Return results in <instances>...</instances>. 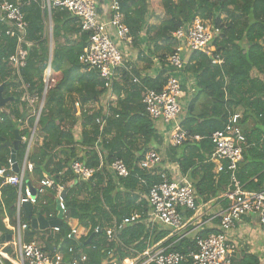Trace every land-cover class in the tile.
I'll use <instances>...</instances> for the list:
<instances>
[{"label": "trees", "instance_id": "trees-1", "mask_svg": "<svg viewBox=\"0 0 264 264\" xmlns=\"http://www.w3.org/2000/svg\"><path fill=\"white\" fill-rule=\"evenodd\" d=\"M21 1L28 23L27 40L32 43L25 67L21 70V78L29 86L28 92L35 93L40 99L44 88L43 74L49 59L48 41L44 36L46 12L42 11L38 0ZM119 1L134 48H139L146 28L148 56L139 48V58L151 66V59L155 57L160 64V71L155 78H141L136 71L132 75L143 86L156 91L161 90L166 81L165 60L174 51L172 34L175 31L196 18L222 30L220 37L214 42L213 53L220 56L223 62L221 65L211 64L210 57L198 52L190 55V62H194L191 68L197 74L196 92L187 108V118L182 126L189 135H198L202 139L183 143L181 146L184 145V150L188 153L179 160L183 173L191 171L198 197L203 201L215 198L225 192L228 175L223 172L215 178L212 173L213 165L208 161L213 150L209 139L211 134L223 128L228 112L237 111L242 116L240 124L242 121L260 118L264 130V0ZM155 7L163 12V17L158 24L148 26L147 19ZM51 19V69L53 75H59L60 78L45 96L35 131V143H32L27 157L33 164V170L26 173V178L30 181L32 178L36 179L37 184L45 174L52 179L54 185L68 190L64 198L67 214L61 219L59 233L54 239L56 244L62 240L60 251L66 260L71 258L68 249L73 248L75 252L82 251L85 254L86 264H104L110 250L121 261L131 253L124 252L121 246L108 243L102 230L112 217L121 220L134 213L142 215L141 221L127 227L119 236V241L125 248L136 252L144 251L147 245L158 243L170 234L169 230L160 226H154L150 232L142 222L148 211L145 198L148 187L158 180L141 172L138 163L145 152L159 147L162 142L152 121L145 115L141 103V87L134 84L132 76L125 71L113 83L112 95L116 97V105L109 108L111 116L105 119L102 129L96 124V119L102 117L103 109L91 111L86 107L98 103L101 98H108L109 92L96 72H82L79 57L88 46V36L80 33L76 19L66 11L52 9ZM14 49V37L0 40V85L3 86V97L13 98L0 108V169L8 167L14 131L18 130L21 138L27 137L28 129L35 122V117L27 112L26 104L20 99L21 94L8 63ZM253 71L261 79L254 77ZM202 95L212 101V110L210 115L202 118L201 124L194 125L195 103ZM24 112L27 115L26 127L23 123L18 125ZM98 145L107 164L116 159L125 163L129 170L128 177L117 179L116 184L105 167L97 170ZM25 150L26 143L21 142L16 151L19 167ZM74 161L81 162L86 168L96 169V172L90 179L76 182L70 170ZM252 163L238 171V179L243 185L260 172L254 169L242 178L244 171L251 168V165H257L258 160ZM199 172L202 175L198 180ZM13 174L9 172V175ZM139 178L145 180V187L139 188ZM259 185L258 182L256 187L259 188ZM16 198V187L5 184L4 179L0 178V238L13 235L4 221L7 219L10 227H16ZM55 203V192L46 190L34 206L32 216L55 217ZM19 220L21 224L29 225L22 209ZM71 228H78L75 241L67 238ZM96 228L101 230L94 232ZM36 234V230L26 229L23 241L33 242ZM208 235L202 232L197 237L204 238ZM90 237V243L85 245ZM170 241L172 239L165 245ZM0 249L8 258L14 259L12 242H0ZM45 249L48 250V247ZM171 250L189 254L196 250V242L193 238L183 239L179 244L175 243ZM0 264L12 263L0 256ZM241 264H258V261L246 255Z\"/></svg>", "mask_w": 264, "mask_h": 264}, {"label": "built area", "instance_id": "built-area-1", "mask_svg": "<svg viewBox=\"0 0 264 264\" xmlns=\"http://www.w3.org/2000/svg\"><path fill=\"white\" fill-rule=\"evenodd\" d=\"M38 1L42 11L46 12L45 30L48 28V31H50L47 41L51 59L53 49L51 11L57 8L68 12L70 16L75 18L80 33L88 36V46L80 55L79 63L82 66V72L94 71L104 81V87L109 92L107 100L114 99L112 97L113 83L125 71L132 76V82L141 87V103L144 106L145 115L152 123L162 122L169 128L167 138L170 146L179 147L187 141H200L202 139L198 135H189L183 128L180 119L182 112L180 99L183 95L180 76L185 71L183 56L198 52L210 57L211 64L221 65L223 62L220 56L213 55L214 42L220 37L221 28L211 26L207 22L196 18L188 25L175 31L172 34L174 51L165 60L166 81L161 90L156 91L143 86L140 80L132 75L135 69L128 64L124 53L118 47L119 42L126 44V46H132V39L129 29L124 23L119 0H106L110 13L108 21H104L99 13L98 0ZM22 7L23 2L21 0H16L15 3L0 1V40L4 37L15 38V49L13 54L9 56L8 63L12 68L13 79L21 94L20 99L26 104L27 112L35 117L33 127L28 129V136L21 138V142L26 143V150L22 164L19 167V174L9 175V172H12L10 161H8L7 168L0 169V178L4 179L5 184L16 187L17 193V224L16 227H10L13 231L11 242L15 257L10 259L5 256L12 264H86L85 254L82 251L75 252L73 248L68 249L67 252L71 255V258L66 260L60 251L62 240L55 244L56 246H53L52 250H46V246L34 241L31 243L23 241V232L30 226L20 223L19 212L22 204L28 203L36 206L39 198L46 193V190L50 189L55 192L56 206L62 213V218L67 214V208L64 201L65 197H61V193L65 190L64 187L54 185L52 179L47 175L44 174L43 178L35 186H32L35 191L34 194L31 193L24 182L26 173H31L33 170V164L28 161L27 157L35 139L37 122L43 108L44 99L47 91L56 83L52 78L50 58L43 74L44 88L40 99L35 93L30 94L28 92L29 86L21 78V70L25 67L32 46V43L27 40L28 23L25 20ZM35 105H38V107L35 108ZM91 105L88 107L91 111L98 110L101 107L103 109V116L96 119V124L102 129L105 124L103 117H108L107 108L109 105L103 102V98L98 103ZM241 119V113H228L223 128L213 132L209 138L213 150L208 161L214 165L215 176L218 177L223 172L228 175L227 190L222 196V200L227 201L228 206L213 217L219 222L217 232L204 238L197 237V234L194 235L196 250L189 254L171 250L175 243H179L185 237L181 232L186 229L187 223L190 222V219L185 218V215H194L198 212V195L194 186L188 180L183 178L172 179L167 171L162 168V155L156 150L150 149L143 155L142 160L138 163V168L145 175L156 178L158 181L153 182L148 187V193L145 197L148 211L142 222L146 224V228L150 232L153 231L154 226L169 230L170 234L174 236L175 242L168 245L161 244L160 241L152 245L149 244L142 252L125 248L120 243L119 236L127 227L141 221L142 215L134 213L130 217L121 220L112 217L102 229L106 241L121 246L124 252H129L131 255L119 261L114 251L110 250L107 253L108 259L104 264H181L188 261L191 264H234L232 256L236 253L237 246L229 238V233L243 217L250 214L257 216L260 236L264 238V190L245 191L243 184L238 179L243 153L248 146L240 126ZM26 122L27 115H25L24 120L18 121V125L20 126L23 123L25 126ZM96 152L99 159L97 170L105 167L117 179L129 176V170L122 160L116 159L107 164L99 145L96 147ZM70 170L75 181L80 177L83 180H88L96 172V169L86 168L79 161H74L70 165ZM145 186V180L139 178V188ZM50 218L52 217L50 216ZM49 230L53 235L47 236V238L54 240L56 234L59 233V227ZM100 230L96 228L94 232ZM77 236L78 228H71L67 238L71 239L73 237L77 240Z\"/></svg>", "mask_w": 264, "mask_h": 264}, {"label": "crops", "instance_id": "crops-1", "mask_svg": "<svg viewBox=\"0 0 264 264\" xmlns=\"http://www.w3.org/2000/svg\"><path fill=\"white\" fill-rule=\"evenodd\" d=\"M98 2H99V13L101 14L104 21H108L110 19V13L108 10L106 0H98ZM151 12H152L151 16L147 19L148 26L156 25V21L157 23H159L157 17L158 15L161 14L159 18L163 17V12L157 9L156 7ZM145 30L146 28H144L143 30L139 48L143 54L148 56L147 51L149 45L148 42L146 41ZM118 47L124 53L128 64L133 66V68L135 69L134 71H136L141 78L143 77L155 78L158 75L160 71V64L155 57L151 59L152 65L148 66V63L146 61L139 58V48L136 49L131 45L126 46V44H123L122 42L118 43ZM183 60L185 62V71L180 76L182 83V90H183V95L182 98L180 99V104L182 108L180 119L182 125L187 118V108L190 102H192L194 99V95L196 92V83H197V74L191 68L194 62L192 63L190 62V55L185 54L183 56ZM252 75L254 77L260 78V76L257 75L255 71H253ZM112 97L114 98L112 100L111 99L107 100L108 98L106 99L103 98V102L109 105V107L107 108L108 117L111 116V112L109 108L114 107L116 105V97L114 95H112ZM212 106H213L212 101L205 95H202L201 97H199V99L196 100L195 109L193 112V117L196 118L194 125L201 124L202 118L206 117L207 115H210ZM237 113L240 112L237 111ZM24 117L25 114H23L21 120H24ZM108 117H103V119H106ZM259 119L260 118L250 119L246 122L242 121V123L240 124L241 129L246 137L248 146L244 150L243 161L240 164L239 169H242L247 164L248 165L253 164L252 162H254V160H258L257 165H251L252 166L251 168H248L247 171L246 170L244 171V173L242 174V178L248 176L249 173H252L254 169L260 170L258 174L249 178L247 183L243 185L244 190L248 192L264 190V154L262 153L264 150V130L262 127V122ZM153 126L162 142L159 147L154 148V150H156L162 155L163 158L162 168L165 171H167L168 175L172 179L183 178L188 180L193 185V182H195V180L191 176V171H188L187 173H183L180 168L179 160H181L182 157L188 153V151L184 150L185 148L184 145L179 147L170 146L168 144V138H167L169 133V128L166 125H164L162 122L153 123ZM190 142H198V141H190ZM134 153L137 154V152ZM212 173L214 174V165H213ZM201 175L202 173L199 172L197 176L198 180L200 179L199 177ZM214 177L218 178L215 176V174ZM113 179L116 182L117 178L113 177ZM26 181H28V183L31 186L36 185L35 184L36 179L34 178H32V181L26 178L24 180L25 185H26ZM258 182L260 183L259 188L256 187ZM225 192H223L222 194H220L215 198L211 197L206 201H203L198 197L197 200L198 212L194 215H190V214L185 215V218L190 219V222L187 223L186 229L181 232V234L185 236L184 239L187 238L192 239L194 235L196 234L198 235L202 232L208 234L217 232V226L219 222L217 219H213V217L214 215L222 212L228 206V202L222 200V196L225 194ZM139 193L141 197H144L143 193L141 192ZM79 199H81V197ZM56 209L57 206L55 203V212H56L55 217H57ZM32 217L35 218L37 216H32ZM42 217L47 220L49 219L45 216ZM55 217L51 219H55ZM4 223L6 224V227L10 229L7 219L4 221ZM36 231L37 234L34 236L33 239L34 242L47 246L49 250H52L53 246H56L54 240H52L51 238H47V236L49 237L53 235L49 229L36 230ZM49 233L51 235H48ZM229 238L236 244L237 246L236 253L240 255V257L237 258L236 260L237 263L241 264L245 256L248 255L255 258L258 261V264H264V238L260 236V226L258 224V218L256 215L250 214L249 216L243 217L242 220L236 224L235 228L230 231ZM170 239H172V241H170L169 244H173L175 242V238L171 234L167 235L165 238L160 240V242L161 244H166Z\"/></svg>", "mask_w": 264, "mask_h": 264}, {"label": "water", "instance_id": "water-1", "mask_svg": "<svg viewBox=\"0 0 264 264\" xmlns=\"http://www.w3.org/2000/svg\"><path fill=\"white\" fill-rule=\"evenodd\" d=\"M50 60H51V56H49ZM13 100V98H5L3 97V86L0 85V108H3L5 106L6 103L11 102ZM21 144V137L18 134V130L14 131V140L11 144V152H10V164H11V170L12 172L16 175L19 174L20 168L19 165L17 164L16 161V151L19 147V145ZM83 179L80 177L78 178V181H82ZM26 186L29 188V190L31 191L32 194H34V189L33 187L28 183V181H26ZM68 192V190H64L61 193V197L64 198L66 193ZM33 206L26 203V204H22L21 209L24 212V215L26 217V219L29 221V226L30 228L34 229V230H45V229H52V228H56L59 227L61 224V219H62V213L57 210V217H55V219H44L41 215H38L37 217H32V212H33ZM72 241H75V239L73 237H71ZM12 241V237L10 235L6 236V237H2L0 238V242H6V243H10ZM91 241V237L85 242V245H88ZM240 255L235 253L232 256V261L234 262V264H239L236 262L237 258H239Z\"/></svg>", "mask_w": 264, "mask_h": 264}, {"label": "rangeland", "instance_id": "rangeland-1", "mask_svg": "<svg viewBox=\"0 0 264 264\" xmlns=\"http://www.w3.org/2000/svg\"><path fill=\"white\" fill-rule=\"evenodd\" d=\"M160 15H161V14H160ZM160 15L157 16V17H158V21H160V19H161V18H159ZM156 24H158L157 21H156ZM48 30H49L48 28L45 30V36H46L47 40H48V36H49V33H50V31H48ZM52 78H53V80H55V83H57L58 80H59V78H60V76H59V75H58V76H57V75H53ZM53 85H54V84H53ZM53 85H52V86H53ZM89 106H90V105H89ZM89 106H87L86 109H88ZM91 106H92V105H91ZM37 107H38V105H37V106L35 105V108H37ZM90 110H91V109H90ZM23 114H25V112H24ZM23 114H22V115H23ZM25 126H27L26 123H25ZM78 129H79V128L77 127V130H78ZM33 143H35V140H34ZM48 235H51V234L49 233ZM0 256H2L3 258H6L5 254L2 253V250H1V249H0Z\"/></svg>", "mask_w": 264, "mask_h": 264}]
</instances>
